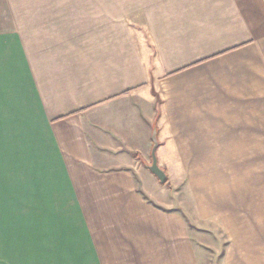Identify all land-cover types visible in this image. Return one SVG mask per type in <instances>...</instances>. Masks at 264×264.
<instances>
[{"label": "crops", "instance_id": "1", "mask_svg": "<svg viewBox=\"0 0 264 264\" xmlns=\"http://www.w3.org/2000/svg\"><path fill=\"white\" fill-rule=\"evenodd\" d=\"M261 154L264 0H0V264H264L181 187Z\"/></svg>", "mask_w": 264, "mask_h": 264}, {"label": "rangeland", "instance_id": "2", "mask_svg": "<svg viewBox=\"0 0 264 264\" xmlns=\"http://www.w3.org/2000/svg\"><path fill=\"white\" fill-rule=\"evenodd\" d=\"M256 158V156H254ZM192 165V178L184 181L181 187L185 190L186 201L195 203L200 215L202 229L206 235L215 236L209 228L218 227V236L227 243L224 225L214 226L216 221L228 223V229L240 234L241 230H253L248 235L258 239L256 225L258 219L264 223V154L258 160L231 161V162H194ZM226 190V191H225ZM186 213H188L186 211ZM264 226L261 227V230ZM239 240V239H238ZM221 242V244H223ZM203 243H206L203 241ZM250 253L256 254L259 249L257 243H251ZM259 249V250H258ZM238 250V249H236ZM219 258H214L213 264L219 263ZM256 264V257L252 259Z\"/></svg>", "mask_w": 264, "mask_h": 264}, {"label": "water", "instance_id": "3", "mask_svg": "<svg viewBox=\"0 0 264 264\" xmlns=\"http://www.w3.org/2000/svg\"><path fill=\"white\" fill-rule=\"evenodd\" d=\"M152 140H153V146H152V151H151V163L147 165V168L158 178L160 183H165L167 181V176L166 172L164 169H162L157 162L156 159V147H157V138H156V129L155 127L153 128V133H152Z\"/></svg>", "mask_w": 264, "mask_h": 264}, {"label": "trees", "instance_id": "4", "mask_svg": "<svg viewBox=\"0 0 264 264\" xmlns=\"http://www.w3.org/2000/svg\"><path fill=\"white\" fill-rule=\"evenodd\" d=\"M163 184L167 185V181L165 183H163Z\"/></svg>", "mask_w": 264, "mask_h": 264}]
</instances>
